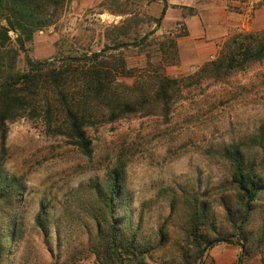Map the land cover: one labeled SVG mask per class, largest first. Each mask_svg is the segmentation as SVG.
I'll list each match as a JSON object with an SVG mask.
<instances>
[{"label": "trees", "instance_id": "trees-1", "mask_svg": "<svg viewBox=\"0 0 264 264\" xmlns=\"http://www.w3.org/2000/svg\"><path fill=\"white\" fill-rule=\"evenodd\" d=\"M67 2L0 0V264H8L23 222V185L2 174L10 124L38 120L88 158L89 128L136 116L167 120L183 91L205 81L220 82L264 61V30L238 32L192 75L171 77L166 68L179 65L177 37L147 45L148 34L154 32L143 34L138 14L122 9L120 14L129 17L107 27L99 51L51 61L24 56V68L19 69L26 45L59 21ZM166 7L163 1L152 20L154 31ZM128 47L143 52L144 66L127 65L121 50ZM210 153L223 166L216 187L201 190L198 178L183 188L161 187L154 199L142 202L135 219L127 210L124 165L109 169L103 183L91 184L77 198L72 221L79 227L78 243L54 264H76L77 254L93 257L95 264H213L209 252L221 244L240 248L236 264L256 257L264 264V123L253 134ZM158 200L167 204V214L159 215L155 228L148 227L152 219L146 211ZM35 225L44 230V213L36 216ZM160 256L167 259L160 262Z\"/></svg>", "mask_w": 264, "mask_h": 264}, {"label": "rangeland", "instance_id": "rangeland-1", "mask_svg": "<svg viewBox=\"0 0 264 264\" xmlns=\"http://www.w3.org/2000/svg\"><path fill=\"white\" fill-rule=\"evenodd\" d=\"M165 0H68L59 21L35 34L21 54L18 68H24V56L33 60H54L65 56L99 51L105 44L107 27L118 25L137 13L143 21L140 31L148 34L146 44L163 41L168 35L177 37L183 67L166 68L167 75H192L203 63L212 61L219 46L238 32L264 30L247 27L260 8L258 0H249L247 10L236 8L240 0H229L233 14H241L240 25L223 37L208 33L199 39L190 38L183 20H172L154 31L156 19ZM176 12L189 11L176 6ZM244 18V19H243ZM141 36H143V34ZM209 34V35H208ZM140 36V37H141ZM210 36V37H209ZM218 41V42H217ZM151 46L145 50H151ZM215 48V52H210ZM129 67L144 66L140 49L121 50ZM191 51L200 57H192ZM210 52V53H209ZM211 57V58H210ZM198 58V60H196ZM195 60V63L194 61ZM200 61V62H199ZM188 62H193L189 64ZM124 83H131L123 79ZM264 123V61L234 73L220 82L205 81L182 92L172 105L167 120L157 116H136L115 123L89 128L91 155L85 157L65 137L55 135L38 120L20 119L8 126L2 174L23 185V217L21 236L11 244L8 264L60 263L78 243V229L72 219L77 212V198L93 183H103L106 172L119 163L124 165V191L135 219L142 202L154 199L161 187H187L199 179V187H216L222 178L223 166L210 150L220 149L256 132ZM1 162V160H0ZM146 214L155 228L159 215L167 214V204L158 200ZM44 213V230L39 231L35 218ZM147 227V228H148ZM145 230V229H144ZM147 231V230H145ZM231 246V245H230ZM224 244L214 247L209 256L213 264H236L235 258L222 252ZM76 264H95L93 257L75 255ZM167 258L160 256L164 262ZM243 264H260L258 257Z\"/></svg>", "mask_w": 264, "mask_h": 264}, {"label": "crops", "instance_id": "crops-1", "mask_svg": "<svg viewBox=\"0 0 264 264\" xmlns=\"http://www.w3.org/2000/svg\"><path fill=\"white\" fill-rule=\"evenodd\" d=\"M167 7L164 15V22L168 23L174 20H183L186 24V31L190 38H200L208 33L211 37L219 36L223 37L227 33H230L234 29H237V25H240L241 14L236 15L230 9L231 4L229 0H165ZM260 8L254 12V20H251L247 27L251 29H258L264 25V0H258ZM241 5L236 7L240 10H247V5H250L249 0H240ZM179 6L185 10L192 9L190 13L183 14L182 10L176 12L175 7ZM244 19V18H243ZM208 34V35H209ZM210 37V36H209ZM177 48H178V39ZM218 42V41H217ZM195 51H191L192 57H200L199 53L195 54ZM215 52V48L212 49ZM209 52V53H210ZM179 64L183 67L187 66V63L182 59L180 49L178 50ZM198 58L196 60H198ZM211 58V57H210ZM195 63V60H193ZM200 62V61H199ZM192 64L193 62H188ZM221 250L228 254L227 261L230 262V255L235 258L236 250L230 245H224Z\"/></svg>", "mask_w": 264, "mask_h": 264}, {"label": "built area", "instance_id": "built-area-1", "mask_svg": "<svg viewBox=\"0 0 264 264\" xmlns=\"http://www.w3.org/2000/svg\"><path fill=\"white\" fill-rule=\"evenodd\" d=\"M233 2L235 3V1L233 0Z\"/></svg>", "mask_w": 264, "mask_h": 264}]
</instances>
